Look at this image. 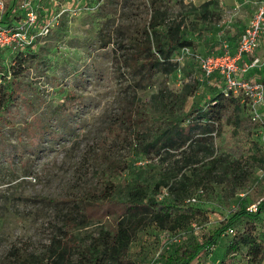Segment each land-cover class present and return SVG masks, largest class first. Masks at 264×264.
Here are the masks:
<instances>
[{"label":"rangeland","instance_id":"374dc122","mask_svg":"<svg viewBox=\"0 0 264 264\" xmlns=\"http://www.w3.org/2000/svg\"><path fill=\"white\" fill-rule=\"evenodd\" d=\"M205 1L5 0L4 23L19 25L30 10L36 20L26 29L24 41L0 46V62L8 70L23 63L19 75L9 79L11 86L17 84L15 104L0 119V264H15L23 254L47 256L55 264V253L49 250L66 231L82 239L96 234L97 224L81 221L74 210L73 199L79 194L98 191L106 175L122 199L137 180L153 185L164 169L176 165L182 149L157 152L156 146L145 154L126 130L114 139L107 132L129 111H150L160 89L180 91L186 83L194 88L179 116L184 124L191 107L204 106L218 93L222 75L205 77L195 58L229 40L218 29L224 16L220 1L203 11ZM251 1L257 7L261 0ZM152 20L161 21L156 29L162 40L175 33L185 43L170 56L175 66L169 73L149 47L147 26ZM237 34L230 36L234 40ZM253 71L264 82V60ZM67 90L81 96L76 113L56 111ZM240 115V128L264 150V122L251 118L246 102ZM201 127L186 130L185 145L199 136ZM229 151L238 156L241 146L236 142ZM249 171L240 177L243 188L235 192L209 177L196 192L200 217L195 226L168 235L148 225L131 243L132 257L142 264H180L183 249L205 242L235 210L253 209L264 199V163ZM68 213L75 216L74 225L64 222ZM246 221H236L192 264H220L235 231ZM255 224L258 238L264 240V213ZM234 257L233 264H254L244 249Z\"/></svg>","mask_w":264,"mask_h":264},{"label":"trees","instance_id":"16d2710c","mask_svg":"<svg viewBox=\"0 0 264 264\" xmlns=\"http://www.w3.org/2000/svg\"><path fill=\"white\" fill-rule=\"evenodd\" d=\"M218 2L207 0L200 7L205 11L209 4L218 5ZM160 24V20L148 23L147 32L151 36L149 47L153 46L157 55L163 59L161 64L165 72L169 73L175 66L170 56L185 43L175 33L165 35L166 40H162L157 36L159 31L156 29ZM22 64L20 62L10 71L0 62V78L4 80V85L0 87V119L1 113L15 104L17 84L11 86L9 79L11 75H19ZM223 86L204 106L191 107L185 113L187 124L181 123L184 120L179 119V116L194 89L190 83H186L180 91L160 89L153 96L150 111H129L121 121L111 126L107 132L110 139L119 138L126 130L141 145L140 152L148 154L158 146L157 152L160 149H182V157L175 161V166L164 169L153 185L143 180L134 182L122 199L115 195L117 184L106 175L98 191L81 193L73 199L74 210L81 221L97 224L96 234L82 239L72 235L71 230V234L66 231L50 247L49 253H55L56 256L55 264H142L130 253V245L137 239V233L151 224L168 235L192 227L191 224L198 221L200 211L195 203L188 204L185 199L202 189L209 177H216L225 183L226 189L233 192L243 188V183L239 182L240 177L247 175L255 165L264 163V150L249 133L240 128V112L244 101L239 96L224 95ZM82 103L80 95L67 90L56 111L76 113ZM122 124L126 128L123 129ZM196 124L202 126L199 136L185 145L188 137L186 130ZM236 142L241 146L238 156L229 151ZM165 189L166 194L162 195ZM262 213L264 199L253 209L235 210L220 221L205 242L183 249L178 255L180 264H192L204 247L215 244L219 236L242 218L247 221L240 230L235 231L220 264H233L235 253L240 249L245 250L248 259L254 264L264 260V240L258 238L255 224ZM74 217L68 213L64 222L71 225ZM46 257L23 254L17 257L15 264H51Z\"/></svg>","mask_w":264,"mask_h":264},{"label":"built area","instance_id":"2783aa9c","mask_svg":"<svg viewBox=\"0 0 264 264\" xmlns=\"http://www.w3.org/2000/svg\"><path fill=\"white\" fill-rule=\"evenodd\" d=\"M4 8L5 0H0V46L10 47L15 44L14 42L21 43L25 40L26 29L28 30V27L30 28L35 22L36 15L30 10L27 12V18L19 25L7 24L3 22ZM47 30L48 28H46ZM262 36H264V0L258 3L240 32L235 52L232 53L229 45L224 42L220 52L197 55L195 58L205 77H212L215 73L222 75L224 95L239 96L241 101L251 105L253 114L251 118L256 122H264V82L252 77L244 78L241 74L259 65L260 59L253 57L250 61H243L241 65L239 61L245 56L254 54ZM182 52L187 53L188 51L182 49ZM198 191L201 189L196 192ZM196 192L187 197L185 202L194 204L197 200ZM191 225L195 226V223Z\"/></svg>","mask_w":264,"mask_h":264},{"label":"crops","instance_id":"0c3cea01","mask_svg":"<svg viewBox=\"0 0 264 264\" xmlns=\"http://www.w3.org/2000/svg\"><path fill=\"white\" fill-rule=\"evenodd\" d=\"M220 4L224 8V16L223 20L220 21L218 24V29L220 31V36L223 38H227L229 41H227L231 52L236 51L237 47V39L240 34V32L243 30L244 26L247 24L249 18L255 11V4H253V1L251 0H219ZM255 7V8H254ZM238 32V34L233 40V33ZM219 35V34H218ZM217 35V36H218ZM225 41L223 40L221 46L214 47V52L212 53H218L221 51V47ZM213 45V44H212ZM210 45V46H212ZM217 50V51H216ZM210 53V52H209ZM255 54H252L251 56H245L242 60L239 61L240 65L243 61H250L253 57H258L260 59V62L264 60V36H262L260 40V44L258 48L254 52ZM255 67V66H254ZM250 68L246 72L242 73L241 75L244 78H255L257 80H260L259 73H254L253 68ZM262 76V75H261ZM260 78V79H259Z\"/></svg>","mask_w":264,"mask_h":264}]
</instances>
